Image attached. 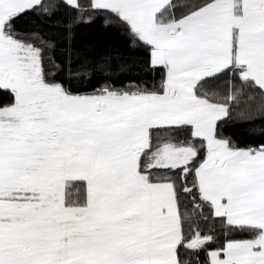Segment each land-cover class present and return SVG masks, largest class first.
I'll list each match as a JSON object with an SVG mask.
<instances>
[{"label":"snow or ice","instance_id":"snow-or-ice-1","mask_svg":"<svg viewBox=\"0 0 264 264\" xmlns=\"http://www.w3.org/2000/svg\"><path fill=\"white\" fill-rule=\"evenodd\" d=\"M0 264H264V0H0Z\"/></svg>","mask_w":264,"mask_h":264},{"label":"trees","instance_id":"trees-1","mask_svg":"<svg viewBox=\"0 0 264 264\" xmlns=\"http://www.w3.org/2000/svg\"><path fill=\"white\" fill-rule=\"evenodd\" d=\"M227 134H233L234 132L237 135L243 136V132L241 131L240 125L238 124H229L226 128Z\"/></svg>","mask_w":264,"mask_h":264}]
</instances>
